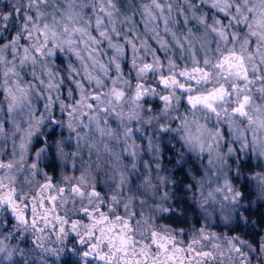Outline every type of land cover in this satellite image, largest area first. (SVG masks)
I'll use <instances>...</instances> for the list:
<instances>
[{"label":"clouds","instance_id":"obj_1","mask_svg":"<svg viewBox=\"0 0 264 264\" xmlns=\"http://www.w3.org/2000/svg\"><path fill=\"white\" fill-rule=\"evenodd\" d=\"M0 264H264V0H0Z\"/></svg>","mask_w":264,"mask_h":264}]
</instances>
